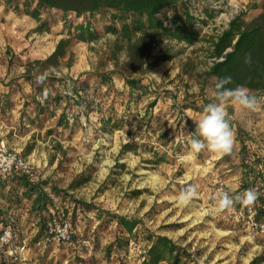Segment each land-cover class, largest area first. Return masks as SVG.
<instances>
[{
  "label": "rangeland",
  "instance_id": "obj_1",
  "mask_svg": "<svg viewBox=\"0 0 264 264\" xmlns=\"http://www.w3.org/2000/svg\"><path fill=\"white\" fill-rule=\"evenodd\" d=\"M192 1L202 19H205L200 13L202 9L216 11L215 17L207 19L200 27L204 41L186 46L157 36L146 56L145 70L128 74L141 82L140 91H135L132 96L118 74L125 69V42L105 33V23L98 27L100 37L96 41H73L60 69L45 71L48 76L74 80L88 73H112L119 92L113 103L114 109L118 114H130L131 117L122 129L106 132L101 131L99 120L105 116L111 98H103L105 106L91 113L88 123L81 118L84 128L72 134L56 127L48 135L47 131L54 127L51 120L41 126L28 122L27 118H33L34 112L29 96L31 86L23 80L26 65L45 59L58 41L67 37L68 22H64L61 14L42 13V18L48 19L49 32L35 35L28 32L21 39L25 46L20 50L0 45V103L4 94L8 93L10 98V106L5 110L0 108V139L33 165L46 191L55 186L67 193L65 205L55 200L59 211L63 207L72 211L71 200H77L95 205L102 211L132 217L140 221L145 230L166 236L187 248L196 264H264V236L250 228L248 207L235 205L232 210L220 212L213 199L217 191L232 194L240 187L241 140L236 137L228 155L220 156L207 149L195 153L189 141L198 138L197 134L192 137L188 124L179 120L182 114L196 128L195 121L202 112L194 111L191 105L202 106V101L214 97L212 81L204 78L212 64L206 41L219 35L234 16L243 14L246 19L256 16L262 0ZM81 21L80 18L75 23ZM154 102L155 105L150 107ZM175 104L180 106V113L173 109ZM259 110L227 107L231 125L235 132L237 127L242 130L247 150L250 153L257 150L264 160V107ZM146 111L159 114L161 119L150 134L136 131L139 116ZM165 132L168 136L162 143L166 146L156 142ZM132 137L137 148L125 150L124 146ZM149 146L164 152L166 160L154 162L148 152ZM189 184L197 186L198 196L188 206H178L176 197ZM1 205L4 204L1 202ZM74 216L70 214L68 222H72L77 242L62 245L47 243L45 238L35 240L36 215L29 216L26 209L10 212V223L7 226L0 223V227L9 226L13 238L0 256V264L142 262L145 244L141 241L129 244L121 253V262H109L105 249L114 240V225L94 233L99 224L93 212L82 214L77 210ZM21 245L25 246L21 260L14 261L6 254L9 247Z\"/></svg>",
  "mask_w": 264,
  "mask_h": 264
},
{
  "label": "trees",
  "instance_id": "obj_2",
  "mask_svg": "<svg viewBox=\"0 0 264 264\" xmlns=\"http://www.w3.org/2000/svg\"><path fill=\"white\" fill-rule=\"evenodd\" d=\"M4 2L15 13H22L35 20L38 25L33 32L36 33L50 31L48 19H43L42 13H59L64 22H68L67 37L60 39L54 51L45 59L28 62L23 75V80L28 82L32 89L29 96L34 117L31 119L28 117V122L41 126L48 120L53 121L54 127L47 131L48 135L52 134L56 127L67 129L71 134L79 128H84L81 118L88 123L89 115L98 109L101 110L102 105L105 106L103 98L112 100L106 107L105 116H101L99 120L101 131L122 129L125 123L130 121V114H118L114 109L113 103L117 101L119 92L112 73H88L77 80L45 75L48 69H60L61 62L73 41L76 43L96 41L100 37L98 27L105 23V33H110L116 37V40L125 42V69L118 74L121 75L129 96H132L135 91H140L141 82L129 77L128 74L145 70L146 56L153 48L157 36L192 46L204 41L200 27L207 23V19H213L216 14L215 10L202 9L200 13L205 16V19H202L197 15L192 0H4ZM258 11V14L250 19H246L243 14L234 16L219 35L210 37L206 41L208 57L212 64L204 73V78L205 81H212L211 86L215 92L217 80L231 76L234 83L228 87L246 86L257 97L260 108L264 107V99H262L264 98V0L261 1ZM69 16L73 19H69ZM80 18L82 21L75 23ZM249 54L250 62L246 63L245 58ZM39 76L44 77L43 82H37ZM8 96V93L3 95L1 110L10 106ZM157 98L162 97L157 96ZM212 102H215L214 97L202 101V106L191 105V107L194 111L203 112L204 106ZM24 104L28 106L29 101ZM154 105L155 102L150 107ZM59 109L61 111L57 115ZM173 109L180 113L179 105L175 104ZM180 117L179 120L188 124L191 136L194 137L195 128L182 114ZM160 120L159 114L153 115L146 111L144 115L139 116L136 131L150 134L154 125ZM235 133L237 139L241 140L240 187L236 193H242L248 188L259 191L260 196L255 204L247 206L252 207L254 219L259 221L264 217V160L259 157L257 150L251 153L247 150L240 128L237 127ZM167 136L168 132L160 134L156 142L163 144L162 141ZM163 145L166 146V143ZM136 148L134 137L124 146L125 150ZM148 152L152 154L154 162L166 160L165 153L155 146H149ZM67 197V193L57 187L51 186L48 192L39 180L31 182L20 173L0 176V223L7 226L10 223V212L26 209L29 216L34 214L38 217L35 240H39L47 236L50 222H68L69 215L75 217L77 210L82 214L93 212L99 224L94 233L101 228L114 225V240L105 249V257L110 260L109 262L112 260L121 262V253L130 243L143 242L145 248L140 264H196L187 248L176 244L166 236L155 235L145 230L141 222L132 217L102 211L95 205L77 200H71L74 204L72 211L68 207H63L59 211L55 200L58 199L59 204L65 205ZM240 205L236 204V207ZM68 223L70 238L62 242V245L77 242L72 222Z\"/></svg>",
  "mask_w": 264,
  "mask_h": 264
},
{
  "label": "clouds",
  "instance_id": "obj_3",
  "mask_svg": "<svg viewBox=\"0 0 264 264\" xmlns=\"http://www.w3.org/2000/svg\"><path fill=\"white\" fill-rule=\"evenodd\" d=\"M245 62H250V54ZM155 75V74H153ZM44 77L39 76L37 82H43ZM234 83L231 76L219 78L215 84L214 101L204 106L200 118L195 121L198 138L190 139L191 150L199 153L205 149L220 156L232 152L236 140L235 131L231 125V116L227 111L229 105L240 110L255 111L260 102L244 85L228 87ZM12 157L0 153V162ZM27 171V169H26ZM198 196L197 186L189 184L185 186L176 197L178 206H188ZM258 190L248 188L242 193L217 191L213 197L217 210L220 212L234 209L236 204L252 206L258 200Z\"/></svg>",
  "mask_w": 264,
  "mask_h": 264
},
{
  "label": "built area",
  "instance_id": "obj_4",
  "mask_svg": "<svg viewBox=\"0 0 264 264\" xmlns=\"http://www.w3.org/2000/svg\"><path fill=\"white\" fill-rule=\"evenodd\" d=\"M0 153L12 157L11 160L5 159L0 162V176H7L12 173H20L31 182H37L39 175L31 163L26 161L17 151L10 149L0 141ZM27 169V171H26ZM223 185L222 182L219 183ZM248 218L250 228L264 236V217L256 221L254 219V211L252 207H248ZM13 235L9 227H0V256L4 253V248L8 247L12 241ZM70 238V225L67 221L50 222L48 224V234L45 237V242L62 243L68 241ZM25 246L9 247L6 254L9 255L14 261L22 259V254Z\"/></svg>",
  "mask_w": 264,
  "mask_h": 264
},
{
  "label": "crops",
  "instance_id": "obj_5",
  "mask_svg": "<svg viewBox=\"0 0 264 264\" xmlns=\"http://www.w3.org/2000/svg\"><path fill=\"white\" fill-rule=\"evenodd\" d=\"M37 25L38 23L35 20L22 13H15L12 8L5 4L4 0H0V45H8L13 50L22 49L25 46V43L21 40L22 37L28 32L35 35L36 32H33V30ZM0 141L5 144L2 139Z\"/></svg>",
  "mask_w": 264,
  "mask_h": 264
}]
</instances>
